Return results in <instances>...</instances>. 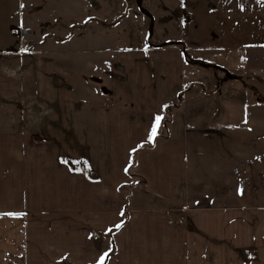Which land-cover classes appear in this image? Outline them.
<instances>
[{"label":"crops","instance_id":"1","mask_svg":"<svg viewBox=\"0 0 264 264\" xmlns=\"http://www.w3.org/2000/svg\"><path fill=\"white\" fill-rule=\"evenodd\" d=\"M8 1L0 0V11L7 10L2 14L7 28L0 37V67L2 73L16 69L20 74L22 44L5 45L11 40L6 34L11 35L14 6ZM231 2L237 5L239 0ZM258 5L254 14L246 9L218 14L215 23L242 26L252 16L258 35L264 36V0ZM55 8L62 17L57 16L62 26L51 29L56 44L40 53L30 50L35 59L30 68L38 71L36 89L46 97L44 106L38 103L41 109L30 114L38 129L32 137L41 134L55 142L18 146L21 162L15 161L13 176L19 182L20 203L8 213L0 209V264H98L105 252V264H264L263 188L253 197L239 195L235 202L190 189L187 175L192 180L201 174L182 163L187 127L178 111L171 114L173 132L149 138L161 108L188 85L185 51L175 43L162 49L161 41L178 44L185 39L157 37L160 42L155 43L150 35L137 47L132 35L130 44L120 47L111 33L87 37L81 31L70 38L63 32L68 6L60 3ZM210 11L200 14L206 23L213 22ZM151 28L153 34L154 20ZM86 38L91 47L85 46ZM197 38L194 34L200 49L210 46ZM235 38H228L234 42L227 44L237 45L240 39ZM247 46L264 48V38L250 39ZM14 59L18 64L11 63ZM237 141L242 142L239 157L261 176L259 149L247 151L245 141ZM135 156L152 192L133 182L129 167ZM128 186L131 192L126 193ZM197 200L200 203H194ZM167 202L182 206L183 216L174 207L172 215Z\"/></svg>","mask_w":264,"mask_h":264},{"label":"rangeland","instance_id":"2","mask_svg":"<svg viewBox=\"0 0 264 264\" xmlns=\"http://www.w3.org/2000/svg\"><path fill=\"white\" fill-rule=\"evenodd\" d=\"M231 1L9 0L8 3L14 4L10 9L13 15L8 24L11 35L6 34L7 38L11 36V40L6 41L5 45L11 47L16 43L22 44V67L20 74L16 69L12 70L13 73H2L0 67V166L5 167L4 172L0 171V209L4 208L1 211L8 213L12 211L11 208L19 207L20 201L16 193L19 182L13 176L15 161L18 164L21 162L18 146L55 142L53 138L41 134H34L32 137L37 127L33 126L30 114L41 109L42 106L38 103L44 106L45 96L39 95L35 86L38 71H35V67L30 68V64L35 63L34 54L30 50L40 53L48 45L56 44V38L52 39L55 33L51 29L58 30L57 24L62 26L57 17L61 10L55 8L60 3L68 6L65 8L68 16H63V32H67L70 38L81 31L87 37L95 33L103 36L111 33L117 36V45L123 47L128 45L129 37L133 35L132 38L137 39L135 44L139 47L146 44L145 40L150 35L151 41L155 43L159 39L157 37L181 35L185 40L178 44L175 40L163 38L161 48L168 49L175 43V47L181 46L185 51L188 59V85L174 96L172 103L168 102L161 108L160 115L163 119L158 133L161 131L163 137L174 131L175 122L172 124L171 119L173 111L185 116L187 139L184 148L185 160L182 163L189 169L197 168L201 174L192 180L187 175L188 187L196 188L195 193L201 191L204 195H212L214 199L226 198L235 202L239 195L253 197L262 188L264 190V170H261L259 176V170H254L252 164L241 159L237 152L238 144H242L237 140L245 141L247 151L251 148L259 149L258 157L261 156L264 162V48L258 50L247 46L250 39H262L264 36L258 35L255 28L258 23L252 16L245 18L242 26L225 20L224 28L222 24L215 23L218 21V14L228 16L239 9H246L254 14L260 0H239L237 5ZM21 5L24 6L20 8ZM208 9L211 10L209 15L213 22L206 23L200 14H206ZM6 11V8L0 11V37L4 36L3 31L7 28L2 15ZM212 11L216 13V17H213ZM59 18L62 19L61 16ZM152 20L156 27L153 34L150 30ZM194 34L198 37L197 41H203L202 43L210 46L200 49L194 40ZM232 37H236L235 40L240 39L236 42L238 46L227 44L234 42L232 39L227 41ZM90 43V39L86 38L85 46L91 47ZM3 44L0 42V46ZM11 63L18 64V59L11 60ZM215 65H223L238 75L237 78L224 81L220 91L216 85ZM40 74L38 73V77ZM218 74L224 76L221 70H218ZM241 134H245V137H241ZM58 139V143H61V138ZM137 161L138 156H135V164L129 167L130 173L133 172V182L140 186L137 188L152 192L147 179L139 173ZM228 172L231 173L229 177ZM129 189L131 192V186L126 187V193H129ZM171 203L166 204L171 207L172 215L174 207L175 213L183 212L182 217V206H173Z\"/></svg>","mask_w":264,"mask_h":264},{"label":"snow or ice","instance_id":"3","mask_svg":"<svg viewBox=\"0 0 264 264\" xmlns=\"http://www.w3.org/2000/svg\"><path fill=\"white\" fill-rule=\"evenodd\" d=\"M23 6L24 5H21V7H23ZM162 119H163L162 116H157L156 119H155V123H154V126H153V128L151 130L150 137H149L153 141H154V139H155V137H156V135L158 133V129H159V126H160V123H161ZM133 151H135V150H133ZM75 163H79V162H75ZM77 170L79 171V169H77ZM125 171H127V169H125ZM8 215H20V214H8ZM121 215H123V213H121ZM122 227H123L122 223L121 224H117L115 226L116 229H120ZM108 231L112 232V229L110 228V229H108ZM108 257H109V252L103 253V255L99 259L98 264H105V262L108 259Z\"/></svg>","mask_w":264,"mask_h":264},{"label":"water","instance_id":"4","mask_svg":"<svg viewBox=\"0 0 264 264\" xmlns=\"http://www.w3.org/2000/svg\"><path fill=\"white\" fill-rule=\"evenodd\" d=\"M216 70H221L223 71L225 74L224 76H221L218 78V82H217V89L220 91L221 90V85L224 81L230 79V78H237L238 75L232 73L227 67L223 66V65H215Z\"/></svg>","mask_w":264,"mask_h":264},{"label":"flooded vegetation","instance_id":"5","mask_svg":"<svg viewBox=\"0 0 264 264\" xmlns=\"http://www.w3.org/2000/svg\"><path fill=\"white\" fill-rule=\"evenodd\" d=\"M216 68V67H215ZM219 70V69H218ZM218 70L215 71V74H216V78H217V82H218V78L221 77L219 74H218ZM223 72V71H222ZM224 73V72H223ZM225 74V73H224ZM217 82H216V85H217Z\"/></svg>","mask_w":264,"mask_h":264}]
</instances>
